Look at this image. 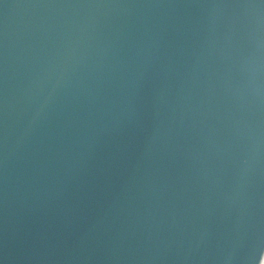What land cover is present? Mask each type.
Returning a JSON list of instances; mask_svg holds the SVG:
<instances>
[{"label":"water","instance_id":"95a60500","mask_svg":"<svg viewBox=\"0 0 264 264\" xmlns=\"http://www.w3.org/2000/svg\"><path fill=\"white\" fill-rule=\"evenodd\" d=\"M264 0H0V264H261Z\"/></svg>","mask_w":264,"mask_h":264},{"label":"bare ground","instance_id":"6f19581e","mask_svg":"<svg viewBox=\"0 0 264 264\" xmlns=\"http://www.w3.org/2000/svg\"><path fill=\"white\" fill-rule=\"evenodd\" d=\"M261 264H264V258H263V260H262V263Z\"/></svg>","mask_w":264,"mask_h":264}]
</instances>
